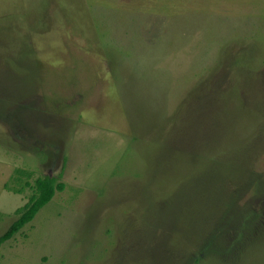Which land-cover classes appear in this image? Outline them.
I'll use <instances>...</instances> for the list:
<instances>
[{"label":"rangeland","instance_id":"obj_1","mask_svg":"<svg viewBox=\"0 0 264 264\" xmlns=\"http://www.w3.org/2000/svg\"><path fill=\"white\" fill-rule=\"evenodd\" d=\"M45 175L0 264H264V0H0V235Z\"/></svg>","mask_w":264,"mask_h":264},{"label":"trees","instance_id":"obj_2","mask_svg":"<svg viewBox=\"0 0 264 264\" xmlns=\"http://www.w3.org/2000/svg\"><path fill=\"white\" fill-rule=\"evenodd\" d=\"M21 173L30 177V172ZM25 185L31 187L32 193L22 206L15 209L16 218L0 235V245L21 231L26 224L30 223L37 212L53 198L56 191H62L65 187L63 182L57 180V177L49 175L35 178L32 184L26 181Z\"/></svg>","mask_w":264,"mask_h":264}]
</instances>
